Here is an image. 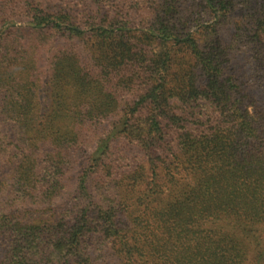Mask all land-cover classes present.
<instances>
[{
	"label": "trees",
	"instance_id": "16d2710c",
	"mask_svg": "<svg viewBox=\"0 0 264 264\" xmlns=\"http://www.w3.org/2000/svg\"><path fill=\"white\" fill-rule=\"evenodd\" d=\"M240 1L243 11L251 13V1ZM157 2L148 17L140 14L134 20L126 13L122 20L112 17L96 26L100 37L124 46L120 54L131 68L135 65L138 69L133 41L145 36L161 47L156 58L140 65L148 67L140 103L151 106L141 141L156 146L158 138L169 150V142L163 140L162 120L181 121L177 125L184 129L178 138L180 152L155 157L145 148L151 176L127 221L122 218L127 203H117L105 186L90 185L91 176L102 180L103 171L112 173L108 158L113 141L108 132L91 152L69 209L45 212L37 227L12 221L3 225L0 234L7 247L0 264H95L89 250L93 240L96 247L102 242L109 244L121 264H264V233L260 231L264 225V103H252V111L247 103L249 86L260 88L264 95V47L260 40L264 17H256L254 43L246 42L251 59L247 55L244 60L253 64L252 73L246 74L236 69L233 61L240 38L249 34L248 23L236 21L238 29L230 40L224 34V28L233 24L237 0H200L201 9L185 7L186 0ZM210 14L214 20L204 23ZM58 20L66 29L81 32L75 23ZM59 24L54 21L52 28ZM103 72L110 73L102 69L91 75L98 79ZM175 100L183 101L180 107L172 106ZM192 107L198 111L188 114ZM135 111L141 109L124 112V124L114 125L112 130L130 135ZM192 114L208 117L211 125L200 130L201 120L196 115L194 127L188 117ZM157 160L170 165L167 177L156 170ZM180 164H187V173L199 170V174L183 183ZM51 167V184L46 188L43 176L40 193L57 200L68 187L53 170H58L57 166ZM20 169L23 172L24 166ZM167 233L176 235L171 239L164 236Z\"/></svg>",
	"mask_w": 264,
	"mask_h": 264
},
{
	"label": "rangeland",
	"instance_id": "374dc122",
	"mask_svg": "<svg viewBox=\"0 0 264 264\" xmlns=\"http://www.w3.org/2000/svg\"><path fill=\"white\" fill-rule=\"evenodd\" d=\"M157 1L0 0V231L9 221L37 227L45 212L69 209L77 195L78 178L86 169L91 152L109 135L108 132L113 141L108 158L112 173L103 171L102 180L91 176L90 185L105 186L109 194L118 199L117 203H127L122 216L127 221L131 210H135L132 205H137L151 176L148 151L155 157L180 152L178 138L184 129L177 125L181 121L173 124L168 118L162 120L163 140L169 142V150L161 146L158 138L156 146L141 141L151 106L140 103L145 88L144 76H148V67L141 68L140 65L144 60L156 58L161 47L151 44L145 36L140 41H133L135 49L133 45L131 47L138 69L135 65L131 68L129 60L120 54L124 46H116L110 39L100 37L101 32L96 26L100 20L102 23L112 17L122 20L121 16L126 13L134 20L140 18V14L148 17L147 13L155 10ZM186 1L185 7L191 5L193 9H201L200 0ZM250 1L252 12L246 13L241 1L237 0V10L231 15L233 24L224 28L225 37L230 40L238 29L236 21L248 23L249 34L240 38L233 61L235 68L246 74L252 73L253 65H247L244 60L247 55L251 59L246 42L254 43L256 17H264V1ZM60 17L67 23H75L81 32L66 29L65 23L58 20ZM212 17V14L206 15L204 23L213 21ZM54 21H59L61 26L52 28ZM239 32L245 33L242 29ZM260 40L264 47V33ZM116 63L124 64L118 66ZM90 69L95 73L102 69L110 73L103 72L97 79ZM176 71L180 70L176 68ZM247 94L251 111L252 103H264L260 88L249 86ZM175 101L173 107H180L183 102ZM134 107L141 111L134 112L129 127L131 134L118 132L117 128L112 130L114 125L124 124V112ZM197 111L194 107L188 108V114ZM196 115L188 116L194 127L197 126ZM197 116L201 120L200 130L211 125L206 120L208 117ZM52 164L58 169L53 170L62 175V185L68 187L57 200L42 196L39 186L43 176L46 188L50 186ZM155 164L159 175L167 177L166 170L170 167L167 161L157 160ZM163 165L165 168L160 172ZM186 165L178 166L183 183L199 174V170L187 173ZM36 171H40L39 175ZM260 231L264 233V225ZM175 235L167 233L164 236L174 239ZM1 238L0 234V262H3L7 246L6 240ZM101 244L96 247L95 240L89 241L95 264L122 263L119 257H114L109 244Z\"/></svg>",
	"mask_w": 264,
	"mask_h": 264
}]
</instances>
